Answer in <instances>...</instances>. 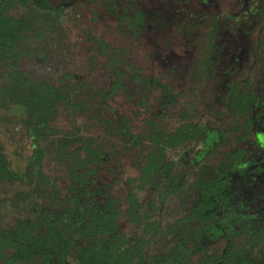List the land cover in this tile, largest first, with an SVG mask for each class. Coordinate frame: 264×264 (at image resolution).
<instances>
[{
    "label": "trees",
    "instance_id": "16d2710c",
    "mask_svg": "<svg viewBox=\"0 0 264 264\" xmlns=\"http://www.w3.org/2000/svg\"><path fill=\"white\" fill-rule=\"evenodd\" d=\"M101 1L109 14L132 34H140L144 26L158 20L157 12H147L138 0ZM64 3L0 0V115L8 116L11 110H17L18 119L27 128L32 142L24 171L13 168L0 148V184L20 182L26 188L29 186L22 192L27 200L26 214L9 227H0V264H264V225L259 224L261 221L254 212H244L243 203L234 200L228 192V172L232 166L236 169L243 165L238 163L241 150L230 152L228 165L212 169L215 175L198 182L201 185L193 184L189 189L177 181L169 185L163 179L168 140L174 146L193 137L198 142L200 138L195 123L188 121L166 134L162 124L165 114L154 105L158 100L164 107L174 104L182 92L175 95L168 85L157 84L152 75L139 76L134 70L138 95L135 103L145 106L148 117L146 130L134 133L137 145L148 142V148L143 149V162L138 163L140 185L135 182L134 194L131 191L126 194L124 208L121 197L97 182L95 177L103 161L101 138L84 135L80 129L86 127L88 120L97 126L109 122L108 130L113 128V135L119 129L127 130V137L131 135L129 121L123 114L105 115L110 110L106 102L109 97L120 91L127 97L131 95L125 85L123 49L89 32L93 49L107 57L106 63L114 71V78L106 88L93 89L65 67L61 77L54 79L31 77L21 65L24 56L36 53L45 57L50 54L52 43L61 41L59 16L72 4ZM203 17L211 19V24L204 22L202 28L199 21ZM177 18L172 16L171 20L179 21L176 23L179 28L199 33L202 38L204 55L197 59L191 76L194 84L187 89V95L191 92L194 95L200 81L213 82L212 71L218 69L222 60L217 55L222 51L220 35L227 29L233 33L241 26L228 24V18L222 15L193 17L195 25ZM258 52L261 56L258 59L264 63L263 46ZM200 68L203 73L199 72ZM242 84L241 80L235 90L229 91L228 106L233 107L232 113L237 117L247 116L249 96ZM151 90L158 94L153 99H149ZM66 113L74 115L75 120L89 116L85 122L73 126L74 132L58 131L55 121ZM193 114L192 109L182 111V117ZM244 125L240 122L234 129ZM213 141L214 137L210 136L206 145ZM45 157L50 165L51 161L67 164L63 174L60 170L62 176L44 172ZM64 179L69 182L61 189L57 182ZM146 182L153 192L141 197L139 192ZM171 194L180 202L167 221L164 214L170 212L167 196ZM237 206L239 209L235 211ZM120 217L131 225L130 233L122 230ZM240 237L243 239L237 240Z\"/></svg>",
    "mask_w": 264,
    "mask_h": 264
},
{
    "label": "rangeland",
    "instance_id": "374dc122",
    "mask_svg": "<svg viewBox=\"0 0 264 264\" xmlns=\"http://www.w3.org/2000/svg\"><path fill=\"white\" fill-rule=\"evenodd\" d=\"M48 1L49 4L53 5H60L64 2L72 4L59 16L61 41H56L54 44L52 43L53 46L50 49V54L42 57L33 53L24 56L21 60L22 68L29 76L34 78L52 76L54 79H58L62 75V68L65 67L78 75L82 81L89 83L92 88H106L114 78V71L111 66L106 63L107 57L100 55L93 49L94 44L89 37V32L91 31L92 34L101 37L104 41L109 42L116 48L123 49L121 52L124 60L122 65L125 72V85H127V92L131 95L127 97L120 91V93L117 92L113 94L112 97H109L106 102L109 108L115 109V113H118V115L123 114L128 121H133L134 133H140L142 130H146L145 120L148 118L144 111L145 106L139 107L135 103L138 95L135 92V90H137V84L134 83V76L136 75L134 70H137V75L139 76L152 75L156 77L157 84L168 85L175 95L179 96V93L182 92L178 100L175 101L176 104L169 103L167 107H164V104L162 106L161 101L158 100L154 105L157 110H161L163 113L167 112V115H165L166 117L162 119V124L169 129H172L180 122H186V120L196 118L195 121L197 120L199 126L204 128V132H207V129L213 127L224 130L225 135L220 142L219 148L216 150L218 152L214 154L213 157H208L207 160H200L201 164H216L220 162L218 159H223V156H225L228 150H232L236 147L234 145L237 142L235 141L236 138L231 137V134L229 136L227 133L230 123L235 119L231 118L230 115H225L219 119L211 115L212 109L213 111L219 112V110L216 109L217 106L220 107L221 110L225 109L223 106L228 100V84H230L228 82L231 79L229 78L230 76L227 77L224 74H218L216 75V81L218 82L217 86L209 85L210 83L205 84L206 81H203V87L200 91L196 88L194 90V95L191 94L192 92L190 95H187L191 87L190 85L194 84L192 82L193 78L191 77L193 68L195 67L197 59H200L202 56V38L200 39L199 33L193 34L186 29L179 28L176 24L179 23V21H172L171 18L172 16H176L178 17L177 20L180 19L181 22L191 21V24L195 25L193 17L201 18L202 16L222 15L233 20L232 22H239L237 21L238 19L242 20L241 18H244V15L247 16V14L251 12V18H246V23H241V28L235 31L233 37L236 38L232 40L229 36V32L222 34L226 41L224 44L225 56L226 61H234L232 63L233 67L231 68L233 71L230 72L236 75L233 79H240L239 72L242 71L241 69L244 70L245 67H248L247 65H249L251 61L252 66L250 67L252 71L248 73L251 82L253 86L264 88V84L262 87L258 84V81H263L264 77H257V72H255L259 70L258 67H260V64H258L256 58H254L255 55L252 56L250 52L255 42L254 40L262 34L260 21H262L264 25V18L263 16L260 18L258 12L261 14V11H263H259V9L261 8L260 5L264 3V0H138L139 4L142 5L147 12H157L156 18H158V20L151 23V26H144L141 33L137 35L124 29L120 21L113 18L109 14V11L105 9L101 0H94L91 3L88 0ZM125 4L129 5L133 3L125 2ZM181 16H184V18H180ZM161 18L163 20H161ZM243 29L245 32L242 31ZM236 46H239L246 52L243 61L241 59L242 57L240 60H234L232 58V54L242 55L240 51H235ZM41 48L44 47H40V49ZM247 52L249 55H247ZM248 57L250 58L247 59ZM239 63L240 65L237 66ZM76 86L78 87V84ZM263 88L261 90H263ZM183 92L186 93L184 98H182ZM150 93L151 96L149 99H153L158 95L154 90H151ZM194 107L195 110L197 109L200 112H195ZM259 108L255 109L258 110ZM191 109L194 111L192 117H182V111H189ZM152 113L155 115L154 110ZM10 114L11 115L8 116H6L7 113L6 115H0V148L8 160L12 162L13 168L24 171L32 152V142L27 128L22 124V121L18 119L20 113L17 110H11ZM62 114L58 116L55 121V126L58 131L69 129L74 132L73 126L82 120L85 122V120H88L89 116H82L83 119L77 118L75 120L76 117L74 115L66 113V116H64ZM198 116L199 118L197 119ZM80 132L84 135H102L101 137L105 138L102 126L91 124L89 120L86 122V127L80 129ZM252 134L253 132L249 134L248 139L243 143L245 150H250L252 155L251 157H247V160L251 159L252 162L248 161V169H246L244 173L243 171L240 173L235 171L233 173L231 189L236 198L242 197V194L245 192L247 193L245 196L247 198L256 196V202L250 205L255 208L256 211H263L261 224H264V149L255 144V138ZM224 138L229 140L228 145H224ZM231 138L234 140H231ZM113 142L114 140H111V142L108 140V145H110V143L112 145ZM120 144L121 143H119V145ZM116 148L118 149L117 146ZM137 150L140 152V147H138ZM198 150L199 147H197L194 142H190L182 149L171 152L170 157L178 160V158H181L184 154H189L188 157H190L191 154H197ZM142 154L143 153H138L135 156V153L133 154L131 151L129 154L123 153L122 157H118V166H116L117 164L115 165L118 159L116 161L113 160V162L107 163L108 170L102 169L99 171V178L100 176L105 180L108 178L107 182H112L113 188L119 189L118 193L121 199H125L126 194L130 190L134 191V180L137 181L139 185L141 183L139 179L141 171L138 170L136 163L142 161ZM133 157L134 165L132 161ZM183 158L186 160L184 171L187 172L188 176L187 188H191V183L194 182L197 177L200 164L196 165V162L193 164L189 159ZM244 160L247 161L246 157ZM43 161L45 162V166L43 167L44 172L52 176H62L60 175V170L62 169L61 173L63 174V170L67 168V164L65 163L51 161V165L47 164L46 162L49 161L47 157H45ZM111 167H116V170H112ZM254 168H261L257 175L252 171ZM68 182V179L58 180L57 185L61 189H64L65 184ZM142 184H144V189L139 192V195L141 197L145 195L148 196L149 193L145 191L151 192L150 184L148 182ZM28 187L29 186L26 188V186L20 182H4L0 184V227H9L14 224L18 218L26 214L25 208L27 207V200L22 196V192L26 189L28 190ZM249 201L251 202L252 200ZM171 205L172 203L169 202V206ZM171 215L172 213L170 214L167 210L164 214V218L168 221L169 218L171 219ZM119 222H122L121 228L125 233L131 232L132 227L127 224V222L125 223V219L120 217ZM242 239L243 237H240L237 240Z\"/></svg>",
    "mask_w": 264,
    "mask_h": 264
},
{
    "label": "flooded vegetation",
    "instance_id": "af4514ba",
    "mask_svg": "<svg viewBox=\"0 0 264 264\" xmlns=\"http://www.w3.org/2000/svg\"><path fill=\"white\" fill-rule=\"evenodd\" d=\"M69 4V2L67 3ZM261 8L259 9L260 10H263L261 11V14L260 12H258V16L260 18H264V14L262 12H264V3L260 5ZM257 10V9H256ZM252 14L249 12L246 15H244L245 17L244 18H241L242 20L238 19L237 21L239 22H232L233 20H230L228 17L227 20H229L228 24L230 25H233V26H242L241 23H246L245 21H247L246 18H251ZM258 19V18H257ZM260 20V19H258ZM204 22L209 25L211 24V19H201L199 21L201 27L203 26L204 27ZM261 22V29H262V34L256 39L254 40L255 42L253 43L252 45V49H251V55H255L254 58H256V61L258 64H260L258 67V71H255L257 72V77L259 78H263L264 77V63L262 61H260L258 58L261 57L260 56V53L258 52L260 50V48L263 46L264 48V25ZM202 27V28H203ZM244 27V26H243ZM241 28V27H240ZM239 28V29H240ZM230 30H233L232 28ZM234 32L233 33H230L229 32V29H227L225 32H229V36L230 38L233 40L234 38L236 37H233V35H235V31H238L237 29L233 30ZM242 31L245 32V30L243 29ZM240 35V34H239ZM220 39L219 40H222V41H219L221 43V53L220 54H217L218 56L222 57V60L218 63L219 67L217 70L215 71H212L214 73H212L211 75V79L213 80L212 83H210L209 85H212V86H217L218 85V82L216 81L217 78H216V75L218 74H224L225 76H230L229 78H231L229 80L228 83V86H229V91L231 90H235L238 86V83L239 81L242 80L243 82V87H244V91H245V94L246 96H249V100H248V103H247V116H242V117H237L235 116L232 112H233V107L231 105L228 106V104L231 102V96H230V92H228V96H227V101L225 102V105L223 106V108L225 107L224 110H221L220 107L217 106L216 109L219 110L218 111H213L212 109V112H211V115L213 117H216V118H221V117H224L225 115H230L231 118L235 119L233 122L230 123V126L228 127V134L230 136L231 134V137H235V141H237L234 145L236 147H234L232 150H228L227 153H225V156H223V159H218V161L220 160V162L216 163V164H211V163H207V164H201V161H204V160H207L208 157H213L214 154H216L218 151H216L219 146H220V142L223 140V137H224V130H221L220 128H216V127H213V128H210V129H207V132H204L203 129L204 128H201V126H199V122L195 119L196 118H192V119H189V120H186L188 122H193L195 123L196 125V134L198 135V137L200 138L199 141L197 142V140H195L193 137L192 139H190L189 141H183L182 143H176L174 146L172 145L171 141L168 140V144L165 145V158H164V161L167 163L166 166H165V174L163 175V179L165 181L168 182V184L170 185V182L171 181H177L178 184H184V187L187 188L188 184H187V172L184 171V165L186 164V160L183 158H187L189 159L190 162H192L193 164L195 163L196 165H199V171H197V177L195 179L194 182L191 183V188H192V185L193 184H198V182H203V181H206L208 180L209 177H212V175H215L213 172H212V169L214 168H219V167H226L229 163V153L230 152H235V151H238V150H241L242 151V157L238 160V163H243V165L239 168H236L234 169L233 166H232V170L228 172V175H229V183L227 184V187H228V192L230 193V195H232V198L236 201L240 200L242 203H243V208L242 209L244 212H254L257 216H258V221H261V218H262V212L263 211H256L255 208H253L250 204L252 203H255L256 202V199L255 197L256 196H250L252 198H247L245 197L246 196V192L242 194V197H234V193L232 192V189H231V181H232V176H233V173L235 171H238L239 173L243 171H246V169H248V163L251 161V159L247 160V157H251V153H250V150H245V146H243V143H245V141L248 139V136L250 133L253 132V137L255 138V144L258 146V147H263L264 149V88L262 87V85L264 84V80L261 81L259 80L258 81V84L263 88V90H261L262 88H258L256 86H253L252 82H251V78L249 77L248 73H250L252 70V68L250 66H252V63L251 61L249 62V65H247L248 67H245L244 70L241 69L242 71L239 72V76H240V79L237 78V79H233L235 75V73H230L232 72L233 70L231 69L233 67V62L234 61H226V56H225V46L224 44L226 43L225 39L223 38V35L221 34L220 35ZM262 39V40H261ZM262 41L263 43L259 45V42ZM246 42V41H245ZM246 44V43H245ZM244 44V45H245ZM235 51H240L241 54H232V58L234 60H240V58L242 59V61L244 60L245 56H246V52L245 50L241 49L239 46H236V49ZM202 55H204V52H202ZM247 55H249V53L247 52ZM264 56V55H263ZM203 57V56H201ZM200 57V58H201ZM250 57H248L247 59H249ZM255 61V62H256ZM231 63V64H230ZM240 65L237 64V66ZM250 67V68H249ZM237 68V67H236ZM197 69V68H195ZM215 69V68H213ZM202 68L199 69V72H202L201 71ZM236 71V70H235ZM203 73V72H202ZM214 74V75H213ZM232 74V75H231ZM226 79V78H225ZM203 81V80H202ZM200 81L199 83V91L200 89H202L203 87V82ZM206 83H209V82H205ZM231 85V87H230ZM239 88V87H238ZM134 93V92H133ZM167 107V106H166ZM260 107V108H259ZM255 108H259L258 110H256ZM229 110V111H228ZM160 112H162L161 110H159ZM111 112H115V109L114 108H110V110L108 112H105V115L106 116H109V114ZM196 112L199 113L200 111H198L196 109ZM255 112V113H254ZM165 115H167V112L164 113ZM165 115H163V119L166 117ZM202 115V113H201ZM199 118V116L197 117V119ZM194 120V121H193ZM180 122V121H179ZM240 122H243L245 125V127L243 128V126H241V128H239L238 130H235V125H237L238 123ZM108 123H105L104 125H102V130L104 131V137H101V142H102V164L99 166L98 168V171H97V176L95 178H97V182L102 184L104 187L106 186L107 189L112 192L114 195H116V197H121L119 196V189H116L115 187L113 188V184L107 182L108 178L105 180L103 178H99V171H101L102 169H105V170H108V165L107 163H111L114 161H116L118 159V157H122L123 153H130V151L134 154L135 153V156L138 154V153H143L142 156L144 155V152H143V149L144 148H148L147 146V143H142L143 145H137V140L134 138V124H133V121H129V125L131 127V135H129L127 137L126 135V132L122 131V130H118V131H115L114 135H113V128L109 131L108 130ZM181 123V122H180ZM179 124V123H178ZM177 124V125H178ZM248 124V126H247ZM247 126V128H246ZM176 127V125L172 128V129H169L167 126L164 125V128H165V132L166 134L171 132L174 128ZM121 128V127H120ZM165 134V135H166ZM196 135V136H197ZM210 136L214 137V141L213 142H210L209 146L206 145V140L207 138H209ZM227 136V135H226ZM108 140L111 142V140H114V142L110 143V145H108ZM231 140H234L231 138ZM106 142H107V146H110V147H107L106 146ZM123 142V143H122ZM190 142H194V144L199 147V150H198V153L197 154H191L190 157L189 154L185 155L184 156H181V158H178V160H175L173 159V157H170L171 156V152L173 151H176L178 149H182L184 146H186L187 144H189ZM119 143H121L119 145ZM224 145H228L229 143V140L224 138V141H223ZM126 144V145H125ZM116 146L118 147V149L116 148ZM233 146V144H232ZM140 147V152H138L137 148ZM259 149V148H258ZM262 149V148H260ZM216 151V152H215ZM184 153V152H183ZM110 157V158H109ZM246 157V160H244V158ZM201 160V161H200ZM231 160V159H230ZM133 165H134V157H133ZM233 163L235 164L234 162V159H232ZM249 161V162H248ZM119 162V159L117 160V162H115V165ZM143 162V157H142V161L141 163ZM252 162V161H251ZM137 167H138V163H136ZM203 165V166H202ZM118 166V164L116 165ZM112 168V167H111ZM115 169L116 170V167L112 168V170ZM114 170V171H115ZM138 170H140L138 168ZM261 170V168H254L252 171L254 174H258L259 171ZM119 171V170H118ZM115 181L117 182V180L115 179ZM134 182H137L134 180ZM202 184V183H201ZM201 184H198V185H201ZM181 185V186H182ZM249 187V185H248ZM190 189V188H189ZM193 190V189H192ZM133 194H134V191L130 190ZM248 191V190H247ZM148 192L149 194H151L153 192V190L150 192V191H146ZM263 195V194H262ZM167 199H168V205H169V202L172 203L171 206H169L170 208V213H174V209H175V206H176V203L180 200L178 198H176L174 196V194H171L169 196H167ZM123 200L122 199V206L125 208L126 206L123 205ZM249 200H252L251 202ZM239 209V207H234V210L237 211ZM235 213V212H234ZM184 213H181V215H183ZM236 214H239V213H236ZM240 215V214H239ZM259 224L261 225V222H259ZM264 225V224H262ZM261 225V226H262Z\"/></svg>",
    "mask_w": 264,
    "mask_h": 264
}]
</instances>
